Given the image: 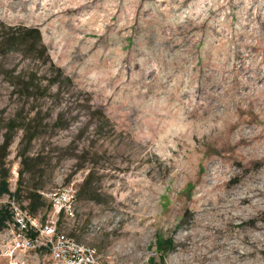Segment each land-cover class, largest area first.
I'll return each mask as SVG.
<instances>
[{
  "label": "rangeland",
  "instance_id": "rangeland-1",
  "mask_svg": "<svg viewBox=\"0 0 264 264\" xmlns=\"http://www.w3.org/2000/svg\"><path fill=\"white\" fill-rule=\"evenodd\" d=\"M9 118L41 131L9 192L80 190L57 229L102 261L264 264V0H0V141Z\"/></svg>",
  "mask_w": 264,
  "mask_h": 264
},
{
  "label": "built area",
  "instance_id": "built-area-1",
  "mask_svg": "<svg viewBox=\"0 0 264 264\" xmlns=\"http://www.w3.org/2000/svg\"><path fill=\"white\" fill-rule=\"evenodd\" d=\"M38 194L47 210L37 216L18 204L13 196L6 202L10 219L0 232V257L7 264H18L17 252L44 251L47 264H108L94 248L74 241L57 229L61 220L74 215L75 189L62 186Z\"/></svg>",
  "mask_w": 264,
  "mask_h": 264
},
{
  "label": "trees",
  "instance_id": "trees-1",
  "mask_svg": "<svg viewBox=\"0 0 264 264\" xmlns=\"http://www.w3.org/2000/svg\"><path fill=\"white\" fill-rule=\"evenodd\" d=\"M30 40H34V44L39 41L38 38V32L32 28H16L13 31L10 32V36H6L5 42H2L1 44H5L8 47H11L13 45H22V46H29L28 43ZM26 48V47H25ZM28 48V47H27ZM21 94H24L23 92H27L28 87L26 84H22L19 87ZM17 118H9L7 121H5L2 125L3 132L1 134V141H0V163L3 164V160L7 154V148L12 140V137L14 135V132L16 129H20L22 131V135L20 138L21 143V150L18 153V156L20 157V163L24 165L26 168V172L32 173V165L28 162V157L25 155V151L27 150L29 144L31 141L39 134L41 131H38L39 129V123L37 121H34L31 123V121L26 120L27 122H18L16 120ZM19 176L21 177V172L19 173ZM7 172H0V196L1 195H8L13 196L17 201L19 200V193L21 192V189L25 192V198L28 200L27 205L25 206L27 210L34 214L36 210L43 206V202L41 201L38 190L42 188V184H30L27 186H22L21 181L18 180L16 182V187L13 192H9L8 189V182H7ZM87 180H84L82 188H85L84 190V199H88L89 195H91L94 190L90 188V184L87 185ZM76 197L79 198L81 192L78 190L76 193ZM10 214L7 210L6 206L0 207V231L5 226V223L9 221ZM71 238V237H70Z\"/></svg>",
  "mask_w": 264,
  "mask_h": 264
}]
</instances>
